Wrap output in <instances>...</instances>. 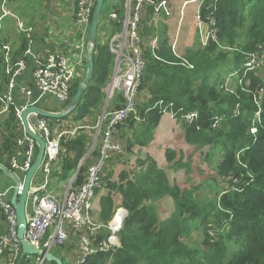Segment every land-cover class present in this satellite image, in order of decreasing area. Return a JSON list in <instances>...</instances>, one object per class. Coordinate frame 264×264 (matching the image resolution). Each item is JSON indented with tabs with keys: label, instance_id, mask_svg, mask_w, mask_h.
<instances>
[{
	"label": "trees",
	"instance_id": "trees-1",
	"mask_svg": "<svg viewBox=\"0 0 264 264\" xmlns=\"http://www.w3.org/2000/svg\"><path fill=\"white\" fill-rule=\"evenodd\" d=\"M154 1L144 6L138 28L146 67L136 99V114L120 128L127 147L122 157L134 155L136 147L151 145L163 116L160 103L181 122L183 115L191 112H197L198 117L192 124L183 122L188 151L166 148L164 152L169 170L176 174L184 171L183 181L169 176L149 155L137 157L131 171L122 170L118 180L111 181L112 159L120 157L108 160L111 162L102 175L108 193L100 198L98 218L107 224L119 206L128 212L120 232L121 246L113 254L112 264H264V0H202L201 20L212 23L216 38L199 49L187 50L184 56L172 49L173 39L166 24L170 16L165 11L167 4H163H170V0ZM125 3L126 0H104L93 49L91 81L77 108L65 118L47 119L49 123L60 124L72 118L78 125L96 116L103 107L104 91L116 62L108 43L122 30ZM134 4L132 0L131 5ZM112 13L118 18L111 19ZM155 16L162 19L158 27L153 22ZM28 42L22 39L20 49L12 53L13 63L23 58ZM4 54L0 45L1 95L9 79L4 72ZM249 59L256 60L257 65L246 71L244 66ZM233 70L238 71L233 84L220 80L222 73ZM82 81L73 84L70 101ZM124 104V96L119 95L111 102L110 110L121 109ZM258 112L260 118L255 120ZM253 121L254 136L250 135ZM5 128L7 134L0 141V165L11 170L10 160L21 136L12 109ZM92 141L93 135L86 130L61 140L60 171L54 174L60 181L71 178L85 160ZM91 156L93 160L88 159L81 167L76 186L84 181L99 151ZM196 160L216 173L214 177H201L205 181L201 188L190 184ZM220 180L227 182L222 189L218 186ZM113 193L120 197L118 204ZM166 198L171 199L173 210L162 220L159 209ZM210 225L222 230L216 239L209 235ZM7 229V217L0 206V236ZM194 233L195 238L189 241ZM233 243L240 248L232 251ZM108 258V254H97L88 264H106ZM18 262L31 264L28 257L19 258Z\"/></svg>",
	"mask_w": 264,
	"mask_h": 264
},
{
	"label": "built area",
	"instance_id": "built-area-1",
	"mask_svg": "<svg viewBox=\"0 0 264 264\" xmlns=\"http://www.w3.org/2000/svg\"><path fill=\"white\" fill-rule=\"evenodd\" d=\"M0 1L3 11L0 16V45L5 52L3 57L4 72L9 78L5 93L0 94V102L4 104L2 113H8L12 109L20 124L21 136L16 140L17 150L11 157L10 171L21 181V191L25 176L34 164L38 153L35 140L27 134L24 128L22 114L30 107L51 111L48 108H51L54 102L60 108L59 111L51 112H60L70 102L72 86L82 70L85 51L87 56L88 37L96 0H76L74 16L80 37L78 52L75 56L70 57L59 52H49L44 57H37L32 51L33 39L28 35L29 43L23 58L15 63H13L11 48L4 41L2 26V20L9 16V12L5 9L8 0ZM131 3L132 0H129L126 4L122 30L112 36L108 43L111 53L116 56L117 83L113 90L121 88L125 104L119 110H109L102 115L101 122L103 125L106 124L105 130L103 134L97 132L95 139L93 138L90 152H88V156H91L96 150L98 140L101 139L98 150L99 157L88 167L85 179L80 186H76L75 182L85 160L80 163L79 168L67 181H60L54 174L60 171L61 140L75 137L85 127L56 129L45 118L35 114L29 117L31 128L44 139L46 151L43 164L34 177L27 202L25 240L32 247L50 253L54 249L67 252L68 244L74 241L75 243L72 242L70 248L74 251L75 256L63 253L65 261L69 264H88L89 259L97 254H108L109 258L106 264H112L113 254L121 246L120 232L128 212L119 206L112 219L104 224L98 218L99 207L95 205V201L97 194L105 190L102 175L107 160L111 157L118 158L125 155L126 143L120 128L130 116L136 114V99L146 67L140 47L141 39L138 28L144 6L154 4L155 1L135 0L133 6ZM163 4H167L166 9H168L169 3L163 2ZM110 18L117 19L118 16L112 13ZM199 18L201 19V17ZM212 30L214 39L216 30L213 28ZM153 45L155 46V42ZM31 58L35 61V69L31 78L32 85H19V80L28 67L27 60ZM256 65V60L252 59L251 62L246 63L244 69L246 71L253 70ZM112 97L113 92L111 93ZM161 105L162 103L159 104V107L163 114L176 115ZM197 117V112H191L183 115L181 120L186 124H192ZM259 118L260 112L256 114L255 120H259ZM14 189L15 185L10 189L0 191V206L7 217L8 224L6 234L0 238V256L2 255L0 264H19L18 261L22 254V246L17 236L16 213L11 204ZM6 251H10L13 256L4 257ZM38 260L39 264L47 262L45 259L38 258Z\"/></svg>",
	"mask_w": 264,
	"mask_h": 264
},
{
	"label": "crops",
	"instance_id": "crops-1",
	"mask_svg": "<svg viewBox=\"0 0 264 264\" xmlns=\"http://www.w3.org/2000/svg\"><path fill=\"white\" fill-rule=\"evenodd\" d=\"M190 1L170 0L171 4L168 6L167 14L170 16V14L172 13L173 15L167 19L166 24H168V26L170 27V35L173 39V43L178 42L181 45V50H179L181 53L180 56H184L186 54V51L194 44V39L198 36V33L195 30L196 28L194 26L197 25V12L200 7L198 3L192 0ZM186 2L190 3L185 4ZM22 3L23 0H9V16H7L3 20L5 37L4 41L11 48L12 53L18 51L22 45V39L26 40L28 35H30L33 39L32 51L37 57H44L49 52H59L65 55H69L70 57L77 54L80 34L74 16L76 0H26L25 3L29 4L30 8L25 12L20 11ZM115 5H117V2H115ZM186 27L190 29V37L184 40L181 35L179 36V34L183 32V29ZM201 27H203L204 31L208 34L209 30L206 25L203 24V26L201 25ZM28 31L30 32L28 33ZM187 42H189V46L186 45ZM34 69L35 61L31 58L28 60V69L26 70L23 77L19 80V85H32L31 78ZM53 108L55 109L54 111H59L56 102H54ZM3 111L4 107L0 110V114ZM4 114L7 113H2L1 115ZM86 120H88V118ZM86 120H84V122H86ZM88 126L92 127V125ZM175 126L177 127L178 125L176 124L175 120H173L172 116L169 113H164L161 118L160 124L155 131L154 141L147 148L136 147L133 150L134 155H132V159H137V157H144V155H149L153 157L159 164V160L156 154L154 155L150 151H159L161 145L164 146V150L169 147L175 149L173 144L164 145L166 142H163L160 145L158 144L159 142L164 141L163 139L160 140L159 138L169 136L174 128L176 129ZM77 127H85L83 130H86L87 133H90V130H92L89 129L91 127L82 126L81 122ZM183 135L184 134L182 131V136ZM186 149L180 150L186 152L188 151ZM144 152H146V154H144ZM141 153H143L144 155H141ZM130 155L131 154H127L125 158L123 157V159L120 157L119 159L112 160H114L113 162L119 161L121 166H125L128 164L127 159H129ZM122 160L124 162H122L121 164ZM132 162L133 161L131 160V162H129V165ZM104 193L105 192H100L99 194H97L95 201L97 207H99L100 198L104 195ZM2 236H0V238ZM72 242L75 243L74 241ZM57 250L61 251V249ZM7 256L12 257L13 255L10 251H6L4 257Z\"/></svg>",
	"mask_w": 264,
	"mask_h": 264
},
{
	"label": "rangeland",
	"instance_id": "rangeland-1",
	"mask_svg": "<svg viewBox=\"0 0 264 264\" xmlns=\"http://www.w3.org/2000/svg\"><path fill=\"white\" fill-rule=\"evenodd\" d=\"M25 1L26 0H23V3L21 5V7H20V11L21 12H25V11H27L30 8V5L27 4V3H25ZM192 1L198 3L199 7H201L202 4H203L201 0H192ZM127 2H129V0H126V3L125 4H127ZM190 2H186L185 4H188ZM8 3H9V0L7 2V5L5 6V9L7 11H8ZM170 4H171V2H170ZM125 7H126V5H125ZM166 8H167V6H166ZM165 11L168 12V9H165ZM2 12L3 11L1 9V1H0V16L3 14ZM172 15L173 14L171 13L170 16H172ZM181 15H182V12H181ZM197 17H198L197 25H195L194 27L196 28L195 30L197 31L198 36H197V38L194 39V44L188 49V51L189 50L199 49V48L207 45L210 40H214L216 38V37L214 39L212 38L214 36V32H212L213 30L211 29L212 23H205V22H203V20H201L199 18L200 17L199 9H198V12H197ZM3 20H2V26H3ZM159 21H160V17L155 16V18L153 19V22H154V24L157 27L159 26ZM203 24H205L206 27L208 28V30H209L208 34H207V32L204 31V28L201 27V25L203 26ZM183 30L184 31L181 32L179 34V36L181 35L183 37V39L186 40V39H188L190 37V29L188 27H186ZM3 34H4V27H3ZM186 45L189 46V42H187ZM180 48H181L180 43H178V42L175 43L174 42L172 44V49L175 50V51H177L179 55H181V53L179 51V50H181ZM188 51H186V52H188ZM85 56H86V51H85ZM85 56H84L83 61H82V64H83L82 70L80 72V75L76 78L75 82L76 81H82V80L85 79L86 71H87L86 70V66H87V56L86 57ZM251 61H252V59H249V62H251ZM263 63L264 62H261V64H263ZM237 73H238V71H236V70L228 71L227 73H222L223 75L220 77V80L221 81L222 80H225V82H228L229 81L230 83L233 84L235 82L233 80H236V74ZM115 83H117V73H116V68L114 67L113 74H112L111 79H110V83L108 84L107 88L104 91V93H105V99L103 101V103H104L103 104V107L99 111H97L96 116L89 117V119L86 120V122L82 123V126L85 125L87 127H91V126H88V125H92V127L89 128V129H92V130H90V132H91V135H93V138L94 139L96 137L97 132H99L100 134H103V132L105 130L104 125L101 122V117H102V115L105 112H107L108 110H110V109L113 108V106L111 105V102H113L115 100V98L117 96H119V95H123L124 96L123 91L121 90V88H115L113 90L114 86L116 85ZM237 84L240 85V82H238ZM112 92H113V97L111 98V93ZM138 94H139V90H138ZM124 99H125V97H124ZM140 99L142 100V97ZM51 107H53V104H52ZM7 114H4V115H1L0 114V141H1V138L5 134H7L6 128H5V120H6L7 116H8ZM98 115H100V116L98 117ZM171 116H172L173 120H175V122H176V124L178 126L177 127L175 126L176 129L174 128V130L171 132L172 134L170 133L169 136L163 137V138H159L160 140L163 139L164 141H161L158 144L160 145L163 142H166L164 145H171V144H173V146L175 147L174 150L177 151V152H179L180 149H186L187 148V146H186L187 144H186V142H185V140H184V138L182 136L183 122L179 121L177 119L176 115H173L172 113H171ZM177 122L180 125H182V126H180ZM91 123H93V124H91ZM254 123H255V121H253L251 130H250V135H252V136H254L256 134V132H254V129H256ZM52 126L54 128H56V129H65V128L66 129H71V128H73L75 126H78V125H76V123L73 122L72 118H70L68 121H64V122H62L60 124L54 123V124H52ZM100 145H101V139L98 140V144L96 146V150H99ZM163 147L164 146L161 145L160 150L159 151H155L157 153H155L153 151H150V152L152 154H154V155L156 154V156H157V158L159 160L160 167L164 168L165 171H166V173H168L169 176L176 177L177 180H182L183 181L185 178H184V176H181V174L184 175V171H181V173H177L176 174L175 172L173 173L171 170H169L170 165L164 160V157H165L164 156V151L165 150H164ZM126 151H127V147H126ZM89 152H90V149H89ZM125 154H126V152H125ZM144 154H146V152H144ZM144 154L141 153V155H144ZM91 158H92V156H88V154H87L86 157H85V162L88 159H91ZM122 159H123V157H122ZM92 160L93 159H91V161ZM131 160L133 162L129 165V162H131ZM135 161H136V159L135 158L132 159V155H130L129 159H127L128 164L125 165V166H123V165L121 166L119 161L114 162L113 171H112L113 176L111 177V181H117L118 180V176H119V174H120V172L122 170H126V171H129L130 170L131 171L133 165H135ZM108 162H111V161H108L107 160L106 164ZM122 162H124V161L122 160L121 161V164H122ZM194 170H195V175L192 178H190V184L192 186H196V187L198 186L200 188H201V185L204 184V182H205L204 179H201V177L206 176L207 174H213V177L216 175L215 170L212 171L213 170L212 168H207L206 167V164L203 163V161H200V160H196L195 161V163H194ZM201 172H203V173H201ZM212 179L213 178H211V180ZM226 185H227V182L226 181L220 180L218 182V186L221 189L224 188ZM13 186H14V183L12 182V180L9 177H7L2 171H0V191H5L7 189H10ZM182 186H184V185H182ZM104 192L105 193H108L107 188L105 189ZM113 194L115 196V202L118 204L119 203V200H120V197H119L118 194H115V193H113ZM95 205H96V202H95ZM172 210H173V205H172L171 199L170 198H166V199L162 200L161 201V204H160V209H159L160 219L163 220V219L168 218L170 216ZM210 227H211V229L209 230V235H210L211 238L216 239L217 238V232H221L222 230H220V229H218L216 227L214 229V226L213 225H210ZM195 236H196V234L194 233L188 240L191 241L192 239L195 238ZM71 245H72V242H70L68 244V248H67L68 251L67 252L66 251H63V250L61 252H58L56 249H54L53 250V254L57 255V257H59L60 259H64L63 253H65V252H66L67 255H70V256L74 257L75 254H74V251L70 248ZM200 246H202V245H200ZM238 248H240V245L238 246L235 243H233L232 246H231V250L232 251H235ZM29 259L31 260V264H39L38 258L29 257Z\"/></svg>",
	"mask_w": 264,
	"mask_h": 264
},
{
	"label": "water",
	"instance_id": "water-1",
	"mask_svg": "<svg viewBox=\"0 0 264 264\" xmlns=\"http://www.w3.org/2000/svg\"><path fill=\"white\" fill-rule=\"evenodd\" d=\"M103 4H104V0L96 1V5L92 16V23L89 31V37H88L89 48L87 51V72L85 79L79 85V88L75 96L71 99L68 105L60 112H51L39 107H30L27 110H25L22 114V121L24 124V128L27 134L32 139L35 140L38 146V153L34 164L32 165V167L25 176L21 191H20L21 181L14 174H12L10 170L0 165V171H2L7 177H9L15 185V189L11 197V204L16 213V219L18 225L17 236L22 246V254L20 260L25 257H35V258L45 259V261L50 263L64 264V261L59 257L55 256L53 253L34 248L25 240V231L27 228V202L30 191L32 189L34 177L43 164L45 151H46V143L44 139L31 128L29 117L30 115L35 114L45 119L59 120L69 116L81 102L83 93L87 89L94 71L93 49L97 40L98 25L101 18V11Z\"/></svg>",
	"mask_w": 264,
	"mask_h": 264
}]
</instances>
